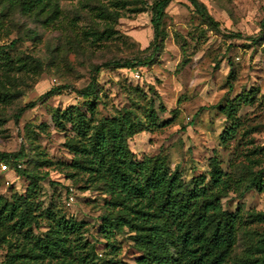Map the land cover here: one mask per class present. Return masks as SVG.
Listing matches in <instances>:
<instances>
[{"label":"rangeland","instance_id":"rangeland-1","mask_svg":"<svg viewBox=\"0 0 264 264\" xmlns=\"http://www.w3.org/2000/svg\"><path fill=\"white\" fill-rule=\"evenodd\" d=\"M155 1L0 0V152L23 151L22 168L3 170L0 159V205L24 207L26 199L38 218L35 235L46 238L60 223L69 244L77 246L82 236L95 247L99 263L137 264L143 251L133 228L119 232L103 219L112 196L103 181L75 166L81 155L69 144L77 143V133L54 120L81 111L104 133L110 123L123 124L121 137L137 161L160 158L188 184L209 180L211 161H218L230 185L222 208L242 218L227 262L239 264L264 238V223L249 218L264 213V0H198L221 32L189 0H174L154 62L102 69L95 98L69 89L15 120L20 107L55 87H86L97 65L146 59ZM231 128L234 136L224 137ZM254 177L262 190L246 191ZM11 225L0 222V264L24 233Z\"/></svg>","mask_w":264,"mask_h":264},{"label":"trees","instance_id":"trees-1","mask_svg":"<svg viewBox=\"0 0 264 264\" xmlns=\"http://www.w3.org/2000/svg\"><path fill=\"white\" fill-rule=\"evenodd\" d=\"M172 1L174 0H156L152 6L154 38L147 49L151 54L146 59H137L136 62L110 60L97 65L86 87H55L38 100L20 107L15 115L16 122L39 102L69 89L85 100L95 98L99 91L97 76L102 69H132L154 62L161 52L166 36L163 29L164 19ZM189 1L215 31L221 32L219 23L204 4L198 0ZM263 32L264 19L261 23V35ZM230 37L240 39L242 35L233 33ZM14 44L15 42L9 46ZM233 111L234 107L228 111V118L231 120ZM54 120L63 129L67 123L71 124L77 133V143L69 144L74 153L81 155L75 161V166L84 173L89 172L91 178L103 181L112 196L111 211L103 219L119 232L125 226L133 228V238L143 251L137 264H227L242 218L222 208L221 198L230 185L218 161H211L209 180L206 176H200L188 184L181 177L178 168L172 171L160 158L137 161L121 137L125 131L121 123L116 128H112L113 123H110L106 126L109 131L104 133L100 123L95 124L93 119L81 111L74 114L71 110H66L57 113ZM235 132L231 128L223 136L230 138ZM22 155L23 151L0 152V159L18 168ZM261 186L258 178L254 177L246 184L245 190H262ZM24 203V207L19 204L12 205L11 208L7 204L0 205V222L13 223L12 230L24 231L21 233V240L18 236L19 240L11 242L6 264H102L97 260L95 247L82 236L78 237L77 246L69 244L68 235H61L60 223L57 225L60 231L53 228L46 238L35 235L32 224L38 218L33 217V207L26 199ZM249 218L264 223V213H251ZM256 248L255 255H251L248 250L239 264H264V238Z\"/></svg>","mask_w":264,"mask_h":264},{"label":"built area","instance_id":"built-area-1","mask_svg":"<svg viewBox=\"0 0 264 264\" xmlns=\"http://www.w3.org/2000/svg\"><path fill=\"white\" fill-rule=\"evenodd\" d=\"M1 166H2V168H3V170H9V165L7 164V163H2L1 164ZM22 166L19 164L18 165V168H21Z\"/></svg>","mask_w":264,"mask_h":264}]
</instances>
